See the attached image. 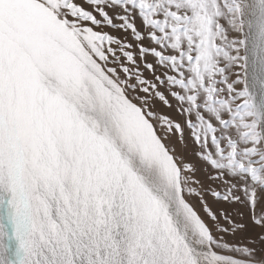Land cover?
Masks as SVG:
<instances>
[{
  "label": "snow or ice",
  "instance_id": "1",
  "mask_svg": "<svg viewBox=\"0 0 264 264\" xmlns=\"http://www.w3.org/2000/svg\"><path fill=\"white\" fill-rule=\"evenodd\" d=\"M0 264H264V0H0Z\"/></svg>",
  "mask_w": 264,
  "mask_h": 264
},
{
  "label": "rangeland",
  "instance_id": "2",
  "mask_svg": "<svg viewBox=\"0 0 264 264\" xmlns=\"http://www.w3.org/2000/svg\"><path fill=\"white\" fill-rule=\"evenodd\" d=\"M192 150H193V145L191 144V141H189V145H188V149H187V157L189 159L194 160V157L192 156ZM198 175H200L202 178V174L198 173ZM221 206L223 207V205H221ZM240 211L244 214V221L243 222L249 223L250 227H249V231L247 233L241 234V236L238 237V239L243 238V237L255 238V236L259 232V230L251 227L250 220L248 219V215H249L248 209L247 208H240ZM258 247H260V246L258 245Z\"/></svg>",
  "mask_w": 264,
  "mask_h": 264
}]
</instances>
